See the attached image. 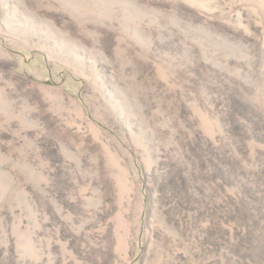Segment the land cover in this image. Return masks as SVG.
I'll return each mask as SVG.
<instances>
[{"label": "rangeland", "instance_id": "1", "mask_svg": "<svg viewBox=\"0 0 264 264\" xmlns=\"http://www.w3.org/2000/svg\"><path fill=\"white\" fill-rule=\"evenodd\" d=\"M0 264H264V0H0Z\"/></svg>", "mask_w": 264, "mask_h": 264}]
</instances>
